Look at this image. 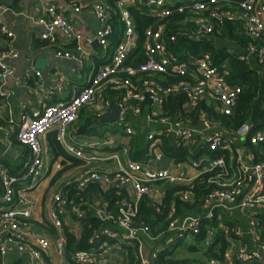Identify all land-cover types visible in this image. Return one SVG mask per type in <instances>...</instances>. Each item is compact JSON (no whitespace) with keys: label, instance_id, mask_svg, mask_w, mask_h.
<instances>
[{"label":"built area","instance_id":"1","mask_svg":"<svg viewBox=\"0 0 264 264\" xmlns=\"http://www.w3.org/2000/svg\"><path fill=\"white\" fill-rule=\"evenodd\" d=\"M181 1L113 0L112 6L95 1L92 9L98 28L94 36L88 37L78 31L55 4L44 5L48 17L38 20L44 27L41 38L55 45L61 34L65 41H76L78 44L77 52L56 49V57L82 64L83 55L87 53L82 43L92 45L97 42L109 54L110 60L94 70L88 84L69 100L46 103L41 111L22 118L17 139L29 148L31 156L18 173L0 168V264H12L9 259L10 246L27 255L30 264H51L47 255L52 248L58 256L68 259L64 224L86 219L88 210L78 195L86 194L95 184L105 191L117 189L123 193L118 216L107 211L104 206L96 213L102 220L111 222L124 232L120 235L104 224L95 231L94 237L97 242H100L101 236L119 240L121 237L136 242L141 264H152L151 258L157 256L153 253L150 258L143 253V237L154 239L159 235L153 236L147 224L137 221L140 204L150 195L159 196L161 183H186L187 188L175 193L184 202L195 201L196 183L209 184V190L202 196L198 206L202 212L179 215L174 201L169 209L167 229L161 235L187 237L198 234L202 221L218 217L217 211H264V160L255 161L250 148V145L264 141V131L255 130L252 121H245L232 130L223 122L214 121L209 114L233 116L242 88L227 80V71L215 64L209 52L196 54L183 50L177 53L169 47V44L176 43L178 34H192V38H199L214 33L216 24L239 22L250 39L246 46L248 53L241 57L242 60L264 66V46L258 44L264 36V0ZM71 6L75 11L80 10L76 3ZM133 8L153 20L145 29L141 51L143 60L139 61L138 55H135L139 35ZM8 11V7L0 5V34L13 38L14 33L2 22V16ZM175 13L193 14L192 21L197 29L190 33L185 27L184 31L170 33L169 17ZM114 17L122 25L120 39L115 44L112 42L116 29ZM18 58V48L12 43L0 48V95L4 94L8 80L15 74L12 62ZM36 75L42 76L40 71ZM167 78L177 80L168 81ZM56 88L62 90L61 83ZM10 95L8 92L7 96ZM177 95L183 98L178 110L175 114L165 112V104ZM204 104L207 108H203ZM114 105L120 110L116 124L130 138L136 131L129 116L143 119L142 122L148 128L146 140L150 158L145 161L134 159L129 145L123 146L121 153L104 155L96 151L113 144L111 139H91L81 144L70 139V129L84 109L93 110L94 118L101 119L111 113ZM196 121L200 122L201 127L194 126ZM13 123L15 121L10 120V124ZM50 131H56V140L67 158L81 161L64 177L62 184L51 191L47 226L57 231L55 240L33 225L37 201L29 195L46 171V149L42 137ZM167 142L190 155L201 146L206 147L207 154L193 158L190 162L196 170L195 174L189 175L185 170L176 173L156 167L164 160L163 148ZM252 158L253 161H250ZM108 160L115 162L114 168L102 166ZM72 192L75 194L72 195ZM257 220H250V230L255 236L259 234ZM235 233L241 236V228L235 229ZM175 241L174 237H165L167 246ZM100 244L108 246L106 241ZM103 254L102 248L92 247L75 250L70 253V258L79 264H106ZM236 257L246 263L258 262L264 258V243L258 251H250L242 245ZM228 258L230 252L225 254V260ZM222 262L211 259L210 264Z\"/></svg>","mask_w":264,"mask_h":264},{"label":"crops","instance_id":"2","mask_svg":"<svg viewBox=\"0 0 264 264\" xmlns=\"http://www.w3.org/2000/svg\"><path fill=\"white\" fill-rule=\"evenodd\" d=\"M95 1H102L109 6L113 5L111 0H0V5L6 6L9 9V11L2 16V22L15 35L13 38H8L6 35L0 34V48L6 47L8 44L12 43L19 51V58L12 62L15 74L8 80L4 89V94L0 95V168L5 167L12 173H18L23 170L30 159L31 153L29 152V149L17 139L19 125L22 123V118L25 115H32L36 111H41L43 105L46 103H57L69 100L73 94L79 92L88 84L90 76L93 74L94 70L110 60L109 54H107V52L105 53L103 48L97 42H94L92 45H88L86 42L82 43L84 51L87 52L83 55L82 64L71 59L56 57V49L77 52L78 44L76 41H65L61 34L58 35L55 45H51V41L43 40L41 38L42 33L44 32V27L42 24L38 23V20L42 17H48V14L44 10V5L48 3L55 4L59 11L70 20L74 27L88 37L94 36L98 28L97 19L92 9V4ZM231 1L238 2L239 0ZM181 2H185V0H182ZM73 3H76L80 7L79 11L74 10L71 6ZM198 39L213 41L222 47L228 48L231 52L238 54L240 58L246 56L248 53L246 49L247 44L243 46L240 42L217 37L213 34H205L199 38H194V40ZM112 42H114V44L116 43L115 38L112 39ZM112 46H114L113 43ZM183 50L195 53L189 48H184ZM201 52L204 51L197 52L196 54ZM209 53L212 54L211 52ZM225 65L226 63L222 66L225 67ZM249 65L252 68H256L264 80V66L254 61ZM37 71L41 72V77L36 75ZM59 83H61L62 90H58L57 88L54 89ZM8 92L11 93L10 96H7ZM203 108H207V105L204 104ZM209 114L214 121H219L215 118L217 113L210 112ZM12 119L15 123L10 124V120ZM129 120L136 131L135 135L131 138L126 136L124 130L118 125L119 129L116 131L106 130L101 134L90 133V130L99 128L100 123L103 122L100 119L94 118L93 110L84 109L81 112L78 121L70 129V139L76 144H81L85 141H90L91 139H111L113 144L106 145L98 150L96 149V151L101 152L104 155H108L112 152L121 153L123 146L129 145L131 156L133 157V154L136 151L141 152L143 158L136 160L145 161L150 158L148 157V142L146 140L148 128L142 122V118L129 116ZM114 122L116 123L117 120ZM194 126L201 127V124L199 121H196ZM51 138H53V140H51ZM54 141L55 143L57 142L56 131H50L42 137V143L46 149V171L38 186L29 191V195L37 201V210L32 219V223L36 228L46 233L52 240H55L57 237V231L47 226V214L49 206L51 205V191L57 185L62 184L61 182L64 177L69 175L77 166H79V164H81L79 159L67 158L58 142L60 148H55ZM138 141L139 143H137ZM197 150L199 152L197 151L190 155L186 152L175 149L179 155H182V158H178L177 156H169L167 154V147L164 146V160L157 164L156 167L166 168L176 173L185 170L189 175H193L196 173V170L192 168L190 163L191 160L193 158H198L202 154L205 155L208 153L206 147L202 148L201 146ZM250 161H253V158L250 159ZM114 164L115 162L113 160H108L104 161L102 166L114 168ZM178 185H183L186 188L188 187L186 183H176L172 185L161 183V194L157 197L153 194L146 198L153 202H158L157 206L160 208L164 203L167 192L171 188H174V190H172L171 204L175 201L177 213L179 215H183V213L186 215L202 212L197 206L194 207V209L191 208L188 211L185 210V212L179 213L177 201L179 200L181 204L189 203L193 205L196 201V196L195 201L193 202L182 201L175 194L176 191L179 190L175 187ZM74 194L75 193L72 192V195ZM78 196H80V202L89 213L96 212L102 206L106 207L105 209L107 210V203L103 202V197L99 192L97 193L89 189V192L86 194ZM262 214H264V211L261 209H236L232 212L224 210L217 211V219L220 221L219 227L225 231L227 240L230 242V246L226 250V252H230V258L225 260V252L223 258L213 259L223 261L222 264H264V258L258 262L246 263L239 261L236 257V253L240 246L244 245L250 251H258L262 243H264V240L260 238L259 234L255 236L250 230V220L252 218L259 219V216ZM224 215H226L227 218H225ZM168 219L169 210L166 220L168 221ZM225 219L231 220L234 227L236 226L235 229L238 227L241 228V236L236 235V233L235 237L229 236L230 227L224 222ZM104 224L113 231H118L120 235L124 232L120 227H116L111 222H105ZM82 229V223L78 221L64 224L65 235L66 230H69L79 238ZM214 230V228L208 229L207 237L203 241L205 246L211 244V241L215 236ZM162 232H159L157 235L152 234L153 236L159 235L154 239H151L148 236L143 237V253L146 256L149 255L150 258L153 253L157 254L156 258H151L152 264H166L160 261L159 254L161 251H166L167 249L173 251L168 254L165 258L166 260H182L185 258L191 260L198 258L200 261L208 260L207 256L202 254V252H196L195 254L192 251L191 245L194 244L192 238H189L188 236L177 237L174 234L161 235ZM165 237H174L176 241L173 242L172 245L169 244L167 246L165 243ZM209 237L210 240L208 241ZM110 238L112 239V242H110ZM188 238L191 241H188ZM100 241H106L108 246L105 247L99 243L93 247L102 248L106 264H119L118 261H121L120 264H130L128 256L130 247H136V260L138 261L139 246L136 242L121 237L119 240L107 236H104ZM47 258L51 264L68 263V259L58 256L55 253L54 248L49 251ZM9 259L12 264H14L17 259L21 260V264H30L29 257L25 254L19 253L12 246H10L9 249Z\"/></svg>","mask_w":264,"mask_h":264},{"label":"trees","instance_id":"3","mask_svg":"<svg viewBox=\"0 0 264 264\" xmlns=\"http://www.w3.org/2000/svg\"><path fill=\"white\" fill-rule=\"evenodd\" d=\"M111 1L113 2V0ZM133 15L135 19L136 29L139 35L138 46L135 51V55H138L137 60L139 61L143 60L141 51L145 29L153 20L151 17L142 14L136 8H133ZM193 17L194 15L191 13H175L174 15L170 16V33H178L185 27L189 29L190 33H192V31H195L197 27L194 25V20L192 21ZM113 20L116 27L114 38L115 42H118L120 39V31L122 29V25L117 20V17H114ZM212 34L217 37H223L224 39H230L240 42L243 46L248 44V42L250 41L249 37L244 32L241 23L239 22L226 21L223 25L216 24V29ZM258 44L264 45V36L261 40L258 41ZM169 47L175 50L177 53L182 51L184 48H189L195 53L200 51L211 52L215 64L221 70L226 69L228 71L227 80L230 83L238 85L242 88L235 114L231 117L216 114L215 118H217L219 121H222L227 128L232 130L237 129L245 121H252L255 124V130L264 131V80L256 68H252L245 60H242L238 54L231 52L230 50H228V48L222 47L213 41H208L205 39L194 40V38H192V34H178L176 43L169 44ZM224 63H226L225 67L222 66L224 65ZM167 80L176 81L177 79L173 78L170 80L167 78ZM182 101L183 98L181 97V95L172 96L164 106L165 112L175 114ZM51 140H53V138H51ZM56 143L54 141L55 148H60L58 143L57 145ZM137 143H139V141ZM165 144V147H167V154L169 156H177L178 158H182V155H179L171 144H169L168 142ZM250 148L254 154L255 161L264 160V141L258 143L257 145H250ZM133 157L135 159L143 158L142 153L137 151L134 152ZM175 187L177 189L186 188L183 185H178ZM208 187L209 184L207 183H196L194 187L196 191V201L193 203V205H191L189 203L181 204V202L178 200L177 205L179 213H183L185 212V210L188 211L191 208L194 209V207L199 206L202 196L209 190ZM90 190L97 193L99 192L103 197V202L107 203V210L113 215L118 216L120 198H122L123 193H120L117 189H110L105 191L97 184L92 185L90 187ZM172 190H174V188H171L167 192L164 203L162 206H160V208H158L157 204H154L148 198L144 199L140 204L137 221H142L147 224L150 228V233L153 235H157L159 232L165 231L167 229L168 221L166 220V217L172 201ZM224 217L227 218L226 215H224ZM224 222L227 223V225L230 227L229 236L235 237L236 226L234 227V224L231 222V220L225 219ZM81 223L83 229L79 238H77L74 233L66 230L68 257L67 264H79L71 260V252L75 250H87L94 245L102 242H97L94 234L97 229L104 225L105 221L102 220L96 212H88V216L86 217V219L81 221ZM219 223L220 221L217 219V217L213 219H204L202 221L200 233L188 236L192 238V240H194V244L191 245L192 251L195 254L196 252H202V254H205V256H207V261H200V259L198 258H195L193 260L187 258L182 260H166L165 258L168 256V254L173 251L170 249L160 252V261L166 264H179L180 262L183 264H210V260L213 258H223L226 250L230 246V242L227 240L225 231L219 227ZM258 226L260 238L264 240V214L259 216ZM210 228L215 229V236L211 241V244L208 246H200V241L205 240V238L207 237V231ZM103 237L104 236H101L100 240H102ZM109 240L110 242H112L111 238ZM128 256L130 264H141L136 260V247L129 248ZM14 264H21V260L17 259Z\"/></svg>","mask_w":264,"mask_h":264},{"label":"rangeland","instance_id":"4","mask_svg":"<svg viewBox=\"0 0 264 264\" xmlns=\"http://www.w3.org/2000/svg\"><path fill=\"white\" fill-rule=\"evenodd\" d=\"M99 126H100L99 128L90 130L89 132L90 133L101 134L102 132H104L106 130L116 131V130L119 129L118 126H117V124L115 122L114 123H111V122H103V123H100ZM189 238H188V241L190 240ZM200 246H205L203 241H200ZM200 248H202V247H200ZM118 263L120 264L121 261H118ZM123 264H125V263H123Z\"/></svg>","mask_w":264,"mask_h":264},{"label":"water","instance_id":"5","mask_svg":"<svg viewBox=\"0 0 264 264\" xmlns=\"http://www.w3.org/2000/svg\"><path fill=\"white\" fill-rule=\"evenodd\" d=\"M119 116H120V110H119L117 105H114L111 113L102 117L100 120L102 122H111L112 123V122L118 120Z\"/></svg>","mask_w":264,"mask_h":264}]
</instances>
